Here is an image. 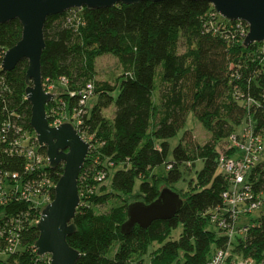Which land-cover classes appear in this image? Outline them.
Returning a JSON list of instances; mask_svg holds the SVG:
<instances>
[{"label":"trees","instance_id":"1","mask_svg":"<svg viewBox=\"0 0 264 264\" xmlns=\"http://www.w3.org/2000/svg\"><path fill=\"white\" fill-rule=\"evenodd\" d=\"M237 24L205 1L187 0L76 8L46 19L41 77L45 88L54 85L59 90L45 106L47 116L52 109L74 114L80 92L93 83L99 56L114 55L123 68L114 86L95 84L91 96L96 95V101L89 107L87 100L77 127L90 149L78 178L76 231L67 238L80 253L76 264H145L146 256L148 264H205L225 248L227 239L211 220L229 187L218 159L231 154L229 138L239 135L242 126L264 137V42L244 46ZM21 33L18 20L0 24V62L2 52L15 46ZM26 70V60L9 72L0 70V124L10 120L33 135ZM162 87L156 100L154 94ZM112 105V118L105 117L104 110ZM189 113L212 134V142L199 145L182 137L171 151L170 140L185 129ZM196 161L202 168L194 182L186 191L177 190L174 185L183 178L180 166ZM22 165V159L6 156L2 168L21 171ZM160 166L163 173L155 171ZM62 172V166L48 168L53 184ZM248 180L264 210V161L251 170ZM136 181L140 202L146 204L163 189L177 194L182 200L178 213L146 229L136 225L123 232L128 207L137 202ZM108 203V211H96ZM4 210L9 217L21 213L22 221L19 249L6 264H46L48 256L39 257L34 250L39 211L25 202ZM251 222L246 236L232 241V251L261 261L264 214ZM179 226L181 232L173 238Z\"/></svg>","mask_w":264,"mask_h":264},{"label":"water","instance_id":"2","mask_svg":"<svg viewBox=\"0 0 264 264\" xmlns=\"http://www.w3.org/2000/svg\"><path fill=\"white\" fill-rule=\"evenodd\" d=\"M165 0H0V24L18 20L22 27L20 40L4 55L1 70L9 72L22 60L27 61L25 95L31 106L30 125L40 147L45 148L51 168L62 166L63 172L54 187V197L41 211L36 223L39 232L34 248L38 256L49 255L50 264H76L80 253L67 242L75 231L73 219L80 197L78 178L88 155L90 144L71 123L52 127L46 116V104L54 93L46 92L41 77V55L45 48L46 19L71 9L88 10L134 5L140 2ZM205 1L224 19L243 21L248 25L244 46L264 40V0H187ZM182 200L167 189L146 204L140 201L129 205L123 232L136 225L146 229L158 220H169L179 211Z\"/></svg>","mask_w":264,"mask_h":264},{"label":"built area","instance_id":"3","mask_svg":"<svg viewBox=\"0 0 264 264\" xmlns=\"http://www.w3.org/2000/svg\"><path fill=\"white\" fill-rule=\"evenodd\" d=\"M236 27L241 36L246 37L248 25L238 21ZM6 51L2 52L0 70ZM65 82V79H61V84ZM48 87L53 88L54 85ZM48 87H44L46 92H49ZM93 89V84L89 83L85 90L80 92L78 107L71 116L52 109L49 115L51 120H48L49 125L56 127L63 123H71L77 130L82 123L85 106ZM41 148L43 147L39 146L35 133L32 135L23 131L21 126L10 120L0 124V264H6L7 258L19 249V235L22 230V221L19 219L21 213L19 216L16 214L9 217L4 207L15 202L27 203L30 210L39 211L36 224L42 209L53 199L52 190L54 193L56 184H53L48 176L50 165L46 152H41ZM227 150H231V154L220 155L218 168L228 180L229 187L222 193L223 205L211 216L212 222L227 241L225 248L216 250L205 264H264V259L256 261L232 251V241L236 236H246L248 230L254 225L251 219L247 221V218L262 206V201L252 191L248 176L257 164L264 161V137L261 134H255L252 128H244L239 135L230 136ZM6 156L22 159V170L3 169ZM44 256H48L46 264H50V256Z\"/></svg>","mask_w":264,"mask_h":264},{"label":"rangeland","instance_id":"4","mask_svg":"<svg viewBox=\"0 0 264 264\" xmlns=\"http://www.w3.org/2000/svg\"><path fill=\"white\" fill-rule=\"evenodd\" d=\"M184 47L182 43L179 45V52H183ZM123 73V68L118 60V58L111 54H105L102 56H99L95 60V76L93 81V86H95L96 83H104L107 82L110 85L114 86L116 84V79L119 75ZM47 90V89H46ZM163 87L157 90L154 94L155 99L157 100L159 98L160 92H162ZM48 91L50 93H57L59 92L58 88L55 86L53 88L48 87ZM96 101V95H93L90 97L89 100V107H91L94 102ZM114 110V105H112L110 108L104 110L105 117L112 118ZM244 127L242 126L239 128V131H243ZM186 131L185 135L184 132ZM184 135V136H183ZM183 137L184 141L187 142H194L199 145H204L208 142H212V134L206 130L201 123L195 118V116L192 113H189L186 121L185 129L179 131V133L170 140L171 145V151L172 149L180 142L181 138ZM225 146V145H224ZM223 145L219 147V150L223 152L222 150L226 147ZM171 151L169 155V159H171ZM264 160V156H263ZM202 168L201 161H196L195 163L189 162L187 164H183L180 166V169L182 171V180L174 185V187L177 190L186 191L189 188V183L191 181L194 182L196 177V171H199ZM157 173H163L164 172V166H160L155 170ZM139 181H136L135 187H134V198L137 201H140L142 197L139 196ZM102 184V183H101ZM102 185H108V181H104ZM119 202H114V204H118ZM111 206V203L105 204L103 206L97 207L96 211L98 213H103L108 211L109 207ZM262 207V206H261ZM264 214L263 209H258L254 211L250 217L247 218V221L250 219H257L261 215ZM213 228V227H212ZM181 232V226H179L177 229H175L172 233L173 238H178V235ZM150 256H146L145 258V264L149 263Z\"/></svg>","mask_w":264,"mask_h":264}]
</instances>
